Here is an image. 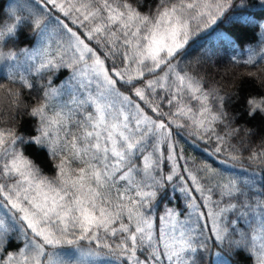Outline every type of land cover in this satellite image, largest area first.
<instances>
[{
  "label": "snow or ice",
  "instance_id": "6c2138e0",
  "mask_svg": "<svg viewBox=\"0 0 264 264\" xmlns=\"http://www.w3.org/2000/svg\"><path fill=\"white\" fill-rule=\"evenodd\" d=\"M4 3L0 60L22 56L45 83L28 105L20 90L32 95L29 75L0 77V88L11 84V122L0 127V264H264V149L249 150L255 167L241 178L182 165L174 142L176 130H190L213 154L241 157L228 111L237 97L205 89L181 66L189 41L237 0H27L26 17L4 13ZM25 28L32 47L9 49ZM244 63L259 67L255 51ZM245 114L264 118V94L246 99ZM22 115L31 132L18 129ZM34 150L53 162V177ZM241 220L255 224L252 243ZM66 246L75 251H55Z\"/></svg>",
  "mask_w": 264,
  "mask_h": 264
},
{
  "label": "trees",
  "instance_id": "16d2710c",
  "mask_svg": "<svg viewBox=\"0 0 264 264\" xmlns=\"http://www.w3.org/2000/svg\"><path fill=\"white\" fill-rule=\"evenodd\" d=\"M26 3L27 0H5L4 13L9 16L17 14L26 17L27 12L22 7ZM228 17L233 19L230 20ZM240 19L248 23H239ZM30 35L31 30L25 28L19 37V42L9 44L8 48L19 52L21 48L32 47L29 40ZM262 39H264V7L260 5V0H237L235 8L230 9L216 25L196 34L189 41L186 48L187 54L182 58L181 66L202 77L205 89L218 91L225 98L231 95L237 97L229 104L228 111L230 118H233L234 125L242 133L241 136L234 137L231 141L240 149L241 157L238 160H230L225 155L213 154L212 144L197 140L190 134V130H176L174 142L184 157L180 160L182 165L187 164L194 171L205 165H211L229 177L243 178L253 171L255 166L249 167L247 157L249 150L264 149V118L257 116L255 119H250L245 114V103L247 98L252 96L260 98V95L264 94V87H262L264 80L257 79V77H264V63H260L259 60V56L264 52L261 48ZM252 51L256 53L259 67L244 63ZM15 73L29 75L33 80L35 87L31 90V96L28 94L29 90L18 89L21 91L25 104L31 105L40 96V86L45 81L35 75L34 70L24 63L22 56L20 63L0 60V77ZM69 75L70 70L67 74L62 73L59 80L53 78V82L59 87L69 78ZM3 83L4 88H0V117L3 118L0 119V127L11 122L8 119L11 114L9 113V101L5 96V90L11 87V84L6 80ZM164 107L167 110L166 106ZM17 127L21 132H31L34 127L32 118L22 115ZM29 154L40 165L44 175L50 178L55 175L53 162L47 158L46 154L35 150ZM165 171H167V166H165ZM257 175L258 177L264 176V172L257 170ZM234 218L235 214L229 215V219ZM244 222L241 220L240 224ZM80 246L90 247L84 242H81ZM66 248L70 247L66 246ZM212 251L216 252L219 249L214 248ZM221 255L237 262L244 260L243 256L233 258L227 252H222ZM216 259L215 256L207 257L208 264H212ZM246 264H252V262L249 261Z\"/></svg>",
  "mask_w": 264,
  "mask_h": 264
},
{
  "label": "rangeland",
  "instance_id": "374dc122",
  "mask_svg": "<svg viewBox=\"0 0 264 264\" xmlns=\"http://www.w3.org/2000/svg\"><path fill=\"white\" fill-rule=\"evenodd\" d=\"M162 147H164V146H162ZM248 219L249 220H251L252 219V217L251 216H249L248 217ZM244 224L246 225V229H247V231H248V241H249V243H252V240H251V237H252V235H254V234H257V233H255L254 232V229H255V224H253V226H252V228L251 229H248V226H247V224L244 222ZM261 242V240L260 239H257L256 241H255V244L258 246L259 245V243ZM70 248H64V249H56L55 251H60V252H66V251H75V247L74 246H69ZM85 251H87L88 250V248L89 247H82ZM64 259H70V257L69 256H67V255H65L64 256ZM103 260V258H101V259H89L88 261H86V264H101V261ZM104 264H107V261L105 260L104 261Z\"/></svg>",
  "mask_w": 264,
  "mask_h": 264
}]
</instances>
